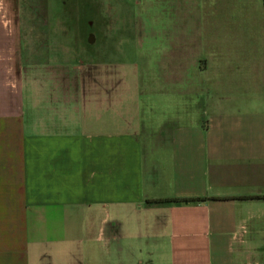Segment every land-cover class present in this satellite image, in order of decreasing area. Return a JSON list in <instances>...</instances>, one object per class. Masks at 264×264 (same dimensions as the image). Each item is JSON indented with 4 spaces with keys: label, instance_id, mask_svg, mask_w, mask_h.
<instances>
[{
    "label": "crops",
    "instance_id": "obj_1",
    "mask_svg": "<svg viewBox=\"0 0 264 264\" xmlns=\"http://www.w3.org/2000/svg\"><path fill=\"white\" fill-rule=\"evenodd\" d=\"M190 1L179 98L137 122L77 95L25 115L0 18V264H264V0Z\"/></svg>",
    "mask_w": 264,
    "mask_h": 264
},
{
    "label": "rangeland",
    "instance_id": "obj_2",
    "mask_svg": "<svg viewBox=\"0 0 264 264\" xmlns=\"http://www.w3.org/2000/svg\"><path fill=\"white\" fill-rule=\"evenodd\" d=\"M189 2L0 0L1 20L16 28L24 114L39 123L41 100L112 98L114 109L128 110L137 122L143 111L174 103L179 97L167 84L170 37Z\"/></svg>",
    "mask_w": 264,
    "mask_h": 264
},
{
    "label": "trees",
    "instance_id": "obj_3",
    "mask_svg": "<svg viewBox=\"0 0 264 264\" xmlns=\"http://www.w3.org/2000/svg\"><path fill=\"white\" fill-rule=\"evenodd\" d=\"M238 198H250L249 196H241V197H238ZM168 201H173V202H186V201H195L193 199H167Z\"/></svg>",
    "mask_w": 264,
    "mask_h": 264
}]
</instances>
